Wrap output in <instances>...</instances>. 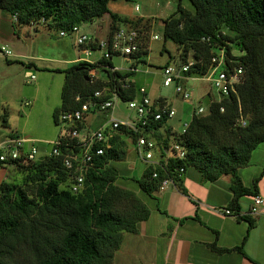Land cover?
I'll list each match as a JSON object with an SVG mask.
<instances>
[{"label":"trees","instance_id":"1","mask_svg":"<svg viewBox=\"0 0 264 264\" xmlns=\"http://www.w3.org/2000/svg\"><path fill=\"white\" fill-rule=\"evenodd\" d=\"M188 1L192 11L179 0L175 12L162 20L163 40H170L180 48L179 61H193L185 75H204L212 56L223 48L228 67H242V81L234 92L212 99L206 112H193L184 132H171L166 127L162 134L159 128L165 127L167 119L150 121L144 133L165 147L169 142L179 143L185 151L184 157L170 158L166 165L160 161L162 166H146L140 178L131 179L151 196L161 179L169 177L178 183L189 167L199 171L202 181H215L222 174H230L233 198L229 206L238 211V198L256 195L258 181L264 174L263 168L250 188L243 185L237 173L238 168L248 163L252 151L264 142V0ZM109 2L0 0V8L11 16L16 15L15 23L19 25L38 24L43 18V25L60 31L109 13ZM110 17L108 37L117 23L131 25L142 20L112 12ZM147 52L140 47L132 54L135 64L144 63ZM5 59L8 63L31 66L18 59ZM100 63L113 65L111 59ZM79 66L84 69L78 70ZM97 67L96 63L76 62L67 69L57 70L64 73V82L61 104L53 110L55 124L60 113L78 108L94 91L134 73L107 71L109 81L92 79L89 71ZM135 88L131 82L130 89L120 92L122 99L135 98ZM77 95L80 100L75 99ZM123 133L136 136L133 131L119 127L110 140L111 146L93 158L77 192L69 188L71 178L60 156L46 154L30 163L14 165L25 173L20 183L6 180L0 183V264H113L122 233L137 232L138 222L147 219L150 213L134 191L116 182L117 166L113 164L128 153L126 140L120 135ZM17 135L20 136H9ZM179 167H184V173L178 174ZM153 171H157L158 178H152ZM211 248L226 252L240 250L241 245L233 249L217 248L213 242Z\"/></svg>","mask_w":264,"mask_h":264},{"label":"rangeland","instance_id":"2","mask_svg":"<svg viewBox=\"0 0 264 264\" xmlns=\"http://www.w3.org/2000/svg\"><path fill=\"white\" fill-rule=\"evenodd\" d=\"M178 1L110 0L108 8L112 13L132 15L129 16L131 19L142 17L138 23H131V25L117 23L114 28L116 30L122 24L132 26L138 33L141 49L148 51L144 58L145 62L138 64L137 71L129 76V80L134 82L137 87H145L153 100L164 98L174 107L176 114L165 125L170 123L179 131L182 124L190 120L194 109L202 106L206 112L211 98L218 99L219 94L207 80L190 79L187 86L191 92V98L189 102H186L176 93L174 84L163 85L161 67L166 61H179L180 48L170 40H163L162 20L175 12ZM136 5L138 6L137 11L135 10ZM182 5L192 11L188 0H182ZM0 11L3 14L0 15V21L5 20L7 23L6 18L10 20L9 25H3L4 33L11 34L12 38L6 44L3 43L13 53L7 60L18 59L25 64L34 62L36 65L25 66L21 62L8 63L3 56H0V141L5 138V135L7 137L18 133L22 137L36 141L39 156L46 155L50 153L51 142L57 137L63 125L55 124L53 119V110L61 104V91L64 82V73L57 70H63L66 65L61 60L75 56L78 48L70 40L73 37H61L58 35V30L49 28L42 23L35 24L34 27L19 25L13 18H10L11 15L7 11L1 8ZM110 12L103 14L100 18L82 23L81 31L100 39H106L112 21ZM37 28L39 32H33V29ZM24 34L27 36L26 38H24ZM154 34L159 38L152 39L151 36ZM79 54L81 56V53ZM98 55V52H94L91 57L95 58ZM111 61L114 66L121 69L128 68L132 62L123 56H113ZM25 71L34 74L35 79L27 81ZM99 74L101 75L100 72ZM139 97L137 94V98ZM25 102L28 103L25 104ZM127 116L132 118L134 111L128 110L126 104L121 101L112 111L92 114L89 119L94 120L96 128L99 126L98 122L104 123L111 117L125 120ZM3 117H5V123ZM163 130L164 127L159 128V132ZM125 139L128 154L113 164L114 167L117 166L116 182L137 194L139 192L137 185L131 177L140 178L143 162L133 151L132 139ZM30 144L27 143L26 147ZM122 161L129 162L134 170L130 172L124 170L119 166ZM6 173H8L6 181L20 183L25 172L13 166L12 171ZM140 196L142 197L141 194Z\"/></svg>","mask_w":264,"mask_h":264},{"label":"built area","instance_id":"3","mask_svg":"<svg viewBox=\"0 0 264 264\" xmlns=\"http://www.w3.org/2000/svg\"><path fill=\"white\" fill-rule=\"evenodd\" d=\"M135 10H138L137 5ZM12 18L14 21L17 20L16 15H13ZM39 22H44V19L41 18ZM35 24L36 22H31L30 26L34 27ZM80 28V25H74L69 30L58 31V35L61 37H73V43L78 48V52L81 53L76 62L96 63L98 65L96 69L89 71L92 79H108L107 71L111 73L120 70L134 73L137 71L136 58L131 55L139 51L140 45L138 33L132 26L122 24L106 39L85 34ZM151 38L158 39L159 36L154 34ZM94 52H98L99 55L92 58L91 56ZM0 54L4 57L13 55L12 51L5 45L0 46ZM113 56H123L129 58L132 62L126 69L100 63L101 60H109ZM192 63L191 59L186 62L170 61L167 65L161 67L163 85L174 84L176 93L186 102H189L191 98V92L187 86L189 79L207 80L217 91L219 97L227 96L230 92H234L236 85L242 81V67L233 66L229 68L226 64V54L223 48L212 56L210 67L202 76L187 77L185 75ZM99 72L102 77L99 76ZM25 78L27 81H32L35 79V75L30 71H26ZM131 82L129 78L124 80L117 78L111 85H105L102 89L94 91L78 108L59 114L58 124L61 123L63 125L57 137L51 142L52 147L49 155L61 157V164L68 169L71 178L69 184L71 191L77 192L81 189L85 171L92 165V160L95 156L102 155L105 149L111 146L110 140L114 137L119 127L135 133L136 136L134 138L126 133L120 135L124 139H132L131 142L135 153L145 166H156L160 164V161L163 162V165H166L170 158L183 159L185 151L182 145L177 142H169L168 146L165 147L163 144L157 143L149 133H144L143 131L150 121L156 122L163 118H166L167 121L172 119L176 114L174 107L164 98L153 100L143 86H136L135 88L136 93L140 96L139 98L136 96L135 98L123 100L120 92L130 89ZM75 99L80 100V97L77 95ZM121 101L126 104L128 110L134 111L132 118L127 116V119L123 120L111 117L104 123L98 122L99 126L96 128L91 126L93 119H89L90 115L112 111ZM27 103L25 102V104ZM193 112L196 114L203 113L204 108L199 106ZM188 122H184L181 130L177 132H184ZM240 122L242 125L245 124L244 120H240ZM35 142L33 139L18 135L7 136L0 143V161L3 164L14 166L18 162L30 163L36 160L39 157V150ZM27 143L31 144L26 147ZM184 171V167H179L178 174H182ZM152 178H158L157 171H153ZM170 183H174L172 178L165 177L160 180L158 189H164ZM262 204L263 198L258 194L254 195L253 202L244 215H257ZM221 211L226 215L242 216L239 211H232L229 208L221 209Z\"/></svg>","mask_w":264,"mask_h":264},{"label":"crops","instance_id":"4","mask_svg":"<svg viewBox=\"0 0 264 264\" xmlns=\"http://www.w3.org/2000/svg\"><path fill=\"white\" fill-rule=\"evenodd\" d=\"M115 13L120 17L132 16ZM0 15H3L1 11ZM6 22L0 21V46L12 39L11 34L4 33L3 25H9L10 20L6 18ZM33 32H39L38 28ZM77 54L78 50L75 56L61 60L66 65L63 69L76 63L80 56ZM30 65L36 66L34 62ZM91 126L95 127L94 120ZM166 127L171 132L178 131L169 123L162 134H165ZM119 166L128 172L134 170L126 161ZM145 167V164L141 166L140 177ZM263 168L264 142L252 151L248 163L238 168L237 173L243 185L251 188L253 179ZM12 169L13 165L0 164V183L7 179L6 172ZM230 184V174H222L215 181H202L199 171L189 167L178 183H170L164 189L157 188L151 196L137 186L140 192L137 195L148 207L149 217L138 222L137 232L122 233V242L114 254L113 264H264V174L257 185V194L263 198V205L255 216L244 215L253 202L254 195L250 194L238 198V211L242 216L226 215L221 211L226 208L234 211L229 206L233 198ZM213 242L217 248L233 249L241 245V249L219 252L211 248Z\"/></svg>","mask_w":264,"mask_h":264},{"label":"water","instance_id":"5","mask_svg":"<svg viewBox=\"0 0 264 264\" xmlns=\"http://www.w3.org/2000/svg\"><path fill=\"white\" fill-rule=\"evenodd\" d=\"M77 69H78V70H83V69H84V66H79ZM86 79H88L87 76H86Z\"/></svg>","mask_w":264,"mask_h":264},{"label":"clouds","instance_id":"6","mask_svg":"<svg viewBox=\"0 0 264 264\" xmlns=\"http://www.w3.org/2000/svg\"><path fill=\"white\" fill-rule=\"evenodd\" d=\"M40 158H42V156H40Z\"/></svg>","mask_w":264,"mask_h":264}]
</instances>
